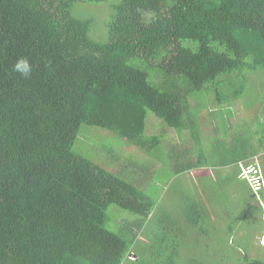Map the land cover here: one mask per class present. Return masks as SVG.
<instances>
[{"label":"trees","instance_id":"1","mask_svg":"<svg viewBox=\"0 0 264 264\" xmlns=\"http://www.w3.org/2000/svg\"><path fill=\"white\" fill-rule=\"evenodd\" d=\"M80 3L109 7L107 40L92 36L95 15L77 16ZM21 57L27 77L13 71ZM261 69L264 0H0V264H212L208 249L195 251L201 239L181 247L210 215L206 202L187 197L172 219L142 181L145 168L116 174L74 146L83 125L95 126L160 157L163 134L146 133L150 112L190 131L193 145L201 130L220 136L208 118L240 101L248 73ZM251 132L215 141L197 160L177 151L176 173L234 164L264 200L252 160L264 132ZM114 205L137 220L113 230ZM261 251L242 262L264 264Z\"/></svg>","mask_w":264,"mask_h":264},{"label":"rangeland","instance_id":"2","mask_svg":"<svg viewBox=\"0 0 264 264\" xmlns=\"http://www.w3.org/2000/svg\"><path fill=\"white\" fill-rule=\"evenodd\" d=\"M75 10L77 16L84 19L95 15L92 36L102 41L108 39L107 20L110 10L105 3H80ZM248 74L247 88L240 101L216 108V116L208 118L206 122L209 128L212 124H217L219 130L223 131L220 136L204 129L199 131L202 141L193 145L189 137L192 136L190 131L179 134L150 112L146 133L163 134L160 157H150L117 134L95 126L83 125L74 146L77 152L116 174L125 165L130 171L142 166V172L145 168L146 172L140 173L142 181L147 178L152 188L149 192L158 193V205L161 204V208L165 210L169 209L174 217L172 219L176 218V214L182 215L187 197L206 202L210 215L202 225L194 227V232L191 230L192 233L186 236L187 240L181 243V247L184 249L187 246L184 250H190L188 245H194L201 239L195 251L199 248L202 251L208 249L212 264H244L242 260L247 252L251 258L262 257L260 237L264 233V200L258 192L251 190L246 180L239 178L238 167L234 164L221 166L218 161L212 160L206 167L177 174V157L173 155L187 148L191 152L194 150L193 160H197L199 151L205 149L209 153L214 148L215 141L229 146L232 138L238 134L251 138V129L253 132H264V69ZM238 103H241L240 107ZM208 106L213 107V103L210 102ZM226 119L227 122H223ZM228 119L235 124L232 132L230 128L226 129L230 126ZM252 160L254 164H260L258 171L263 173V151ZM109 161H115V164ZM251 185L258 190L254 183ZM111 212L115 223L112 229L115 231L120 226L137 220L133 214L115 205ZM202 227L209 232L204 233ZM156 229L157 232L160 230ZM144 239L145 237H141V241L135 246H143Z\"/></svg>","mask_w":264,"mask_h":264},{"label":"clouds","instance_id":"3","mask_svg":"<svg viewBox=\"0 0 264 264\" xmlns=\"http://www.w3.org/2000/svg\"><path fill=\"white\" fill-rule=\"evenodd\" d=\"M13 71L18 72L20 75L27 77L31 74L32 68L27 58H18L13 65ZM260 245L264 249V233L260 237Z\"/></svg>","mask_w":264,"mask_h":264},{"label":"built area","instance_id":"4","mask_svg":"<svg viewBox=\"0 0 264 264\" xmlns=\"http://www.w3.org/2000/svg\"><path fill=\"white\" fill-rule=\"evenodd\" d=\"M245 173H246V172H245ZM247 173H248V172H247ZM247 173H246V174H247Z\"/></svg>","mask_w":264,"mask_h":264}]
</instances>
